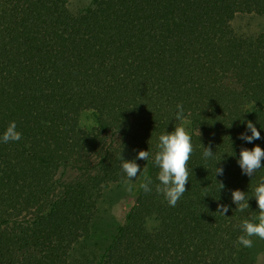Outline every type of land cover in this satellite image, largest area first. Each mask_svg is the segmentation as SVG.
Segmentation results:
<instances>
[{"label":"trees","instance_id":"trees-1","mask_svg":"<svg viewBox=\"0 0 264 264\" xmlns=\"http://www.w3.org/2000/svg\"><path fill=\"white\" fill-rule=\"evenodd\" d=\"M69 1L0 0V136L12 121L22 134L0 142V264H70L103 188L128 181L121 155L146 163L152 191L139 187L97 264H246L240 225L258 216L264 167L249 177L238 157L264 148V32L240 37L231 22L264 16V0H92L80 12ZM249 120L261 134L251 143ZM185 123L188 190L172 207L152 156ZM61 168L78 174L63 181ZM234 189L250 197L243 212Z\"/></svg>","mask_w":264,"mask_h":264},{"label":"clouds","instance_id":"clouds-1","mask_svg":"<svg viewBox=\"0 0 264 264\" xmlns=\"http://www.w3.org/2000/svg\"><path fill=\"white\" fill-rule=\"evenodd\" d=\"M176 108L175 119L183 121L185 119L183 106L177 104ZM246 127L250 130L251 134L249 135L247 132L241 133L240 139L249 143L261 139L260 131L251 120L247 121ZM21 139L22 134L17 130L15 121L10 122L2 136H0V142L2 143L19 141ZM156 148L157 151L152 156V162L158 169L156 175L158 183L155 185V189L156 192L164 196L168 205L175 207L183 194L188 190L186 187L189 181L187 165L194 151L191 136L183 126H176L173 131H167L159 136ZM213 155L214 152L211 147L204 146L203 157L208 159ZM149 158L150 152L148 150H140L137 153V159L148 161ZM120 159L121 169L126 174L127 180L131 181L137 177L141 172V168L135 159L127 160L122 155ZM238 164L244 174L252 177L258 169L264 167V148H261L259 145H254L251 149L241 148ZM223 172V167H216L215 174L223 175ZM139 187L146 193L152 191V178L147 174L146 169L144 171L143 182L140 183ZM223 188L224 184L220 183V189ZM252 196L255 197L259 210L258 216L254 217V221L258 222L248 219L243 220L240 225L242 234L238 237V243L246 248H250L253 245L251 237L256 236L264 239V179L253 189ZM249 198L240 189H234L231 192V199L238 211L243 212L249 208ZM218 211L225 215L228 211V206L220 205Z\"/></svg>","mask_w":264,"mask_h":264},{"label":"rangeland","instance_id":"rangeland-1","mask_svg":"<svg viewBox=\"0 0 264 264\" xmlns=\"http://www.w3.org/2000/svg\"><path fill=\"white\" fill-rule=\"evenodd\" d=\"M91 2L92 0H70L69 7L73 12H80ZM231 26L238 36L255 39L264 32V16L238 13L232 20ZM83 122L90 126L94 123L90 112L84 113ZM183 127L189 133L187 123ZM139 166L141 172L131 181L121 185L109 183L103 188L91 233L75 245L70 264H97L100 255L111 241L118 225L124 222L126 213L133 205V197L138 192L139 185L144 179L145 169L147 170L145 162H142ZM58 174L61 180L64 181L77 176L78 173L73 169L65 170L61 168ZM251 239L253 241L252 247L246 248L239 244L237 255L246 264H264V239L256 236L251 237Z\"/></svg>","mask_w":264,"mask_h":264}]
</instances>
